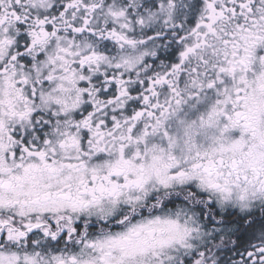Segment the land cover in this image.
Listing matches in <instances>:
<instances>
[{
    "label": "snow or ice",
    "instance_id": "1",
    "mask_svg": "<svg viewBox=\"0 0 264 264\" xmlns=\"http://www.w3.org/2000/svg\"><path fill=\"white\" fill-rule=\"evenodd\" d=\"M0 264H264V0H0Z\"/></svg>",
    "mask_w": 264,
    "mask_h": 264
}]
</instances>
